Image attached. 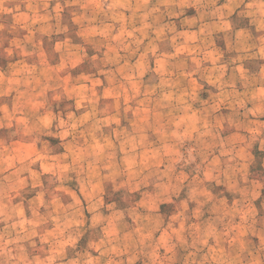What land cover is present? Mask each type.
<instances>
[{
    "label": "clouds",
    "instance_id": "1",
    "mask_svg": "<svg viewBox=\"0 0 264 264\" xmlns=\"http://www.w3.org/2000/svg\"><path fill=\"white\" fill-rule=\"evenodd\" d=\"M0 264H264V0H0Z\"/></svg>",
    "mask_w": 264,
    "mask_h": 264
}]
</instances>
